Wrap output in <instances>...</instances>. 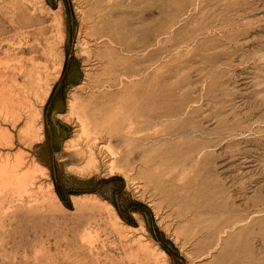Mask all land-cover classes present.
Here are the masks:
<instances>
[{
	"label": "rangeland",
	"instance_id": "374dc122",
	"mask_svg": "<svg viewBox=\"0 0 264 264\" xmlns=\"http://www.w3.org/2000/svg\"><path fill=\"white\" fill-rule=\"evenodd\" d=\"M0 169V264H264V0H0Z\"/></svg>",
	"mask_w": 264,
	"mask_h": 264
},
{
	"label": "bare ground",
	"instance_id": "6f19581e",
	"mask_svg": "<svg viewBox=\"0 0 264 264\" xmlns=\"http://www.w3.org/2000/svg\"><path fill=\"white\" fill-rule=\"evenodd\" d=\"M32 132H33V137L35 138L36 137V133H34V130H32ZM23 163L22 162H19L18 164H16L15 165V168L16 169H14V172H16L15 174V177H14V179L16 180V185L17 186H19V187H23L26 183H28L29 181L31 182V183H33V181H34V179H30V177L29 176H27V173L26 172H21V165H22ZM20 172H21V174H20ZM10 173V172H9ZM0 182H2V181H4V179H5V173H3L2 172V170L0 169ZM11 174H12V171H11ZM12 176H14V175H12ZM13 182H14V180H13ZM17 189V188H16ZM16 192V191H15ZM15 195H17V192H16V194ZM19 195V194H18Z\"/></svg>",
	"mask_w": 264,
	"mask_h": 264
}]
</instances>
